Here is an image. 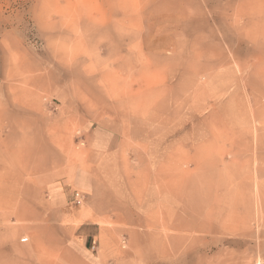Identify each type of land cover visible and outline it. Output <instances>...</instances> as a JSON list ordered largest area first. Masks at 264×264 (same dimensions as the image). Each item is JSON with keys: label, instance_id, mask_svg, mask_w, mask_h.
Segmentation results:
<instances>
[{"label": "rangeland", "instance_id": "obj_1", "mask_svg": "<svg viewBox=\"0 0 264 264\" xmlns=\"http://www.w3.org/2000/svg\"><path fill=\"white\" fill-rule=\"evenodd\" d=\"M82 230L107 264H264V0H0V264Z\"/></svg>", "mask_w": 264, "mask_h": 264}, {"label": "crops", "instance_id": "obj_2", "mask_svg": "<svg viewBox=\"0 0 264 264\" xmlns=\"http://www.w3.org/2000/svg\"><path fill=\"white\" fill-rule=\"evenodd\" d=\"M74 197L76 200L79 199V193L76 192ZM74 236L76 240L69 239L66 245L65 252L71 258L65 262L66 264H107V261L98 252L94 236H90L89 239L85 230L77 232Z\"/></svg>", "mask_w": 264, "mask_h": 264}]
</instances>
